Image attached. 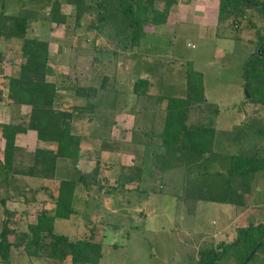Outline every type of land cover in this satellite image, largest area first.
Instances as JSON below:
<instances>
[{"label":"rangeland","instance_id":"374dc122","mask_svg":"<svg viewBox=\"0 0 264 264\" xmlns=\"http://www.w3.org/2000/svg\"><path fill=\"white\" fill-rule=\"evenodd\" d=\"M164 1L152 0V7L161 9ZM142 2L140 5L145 6ZM212 2L216 4V0ZM196 4L199 1L174 0L167 22L145 24L143 38L134 44L129 38L132 29L126 25L103 22L101 28H96L97 7L76 19L74 5L62 0L60 10L68 17L66 24H57L48 16V0H4L5 14L28 9L36 16L28 21L25 36L48 42L46 78L58 90L54 105L71 113V131L80 136L74 166L89 175L86 184L78 182L75 212L67 220L56 218L54 232L66 235L70 241L91 238L100 242L96 264H194L201 249L231 242L237 227L250 221L262 222L252 214L257 212V217L264 219V171L252 176L250 192L244 196L245 211L243 205L194 201L200 186L184 185L181 167L163 170L160 158L153 156L162 152L157 136L163 127L166 105L165 100L157 98L185 94L189 60L203 73L206 104H193L188 122L205 123L207 117H214V148L223 155L247 151L259 140L264 145V137L260 139L253 131L264 129V106L245 97L241 66L264 32V12L244 7L245 16L220 22L215 4L213 15L206 19L192 15L199 7ZM136 12L134 5L129 17L135 18ZM116 13L120 19L122 12ZM20 46V39L0 37L2 123L24 124L29 118L30 107L12 104L7 96L9 77L17 75L23 62ZM137 78L150 81L147 92L139 96L132 91ZM74 85L95 88L94 96L89 98L95 104L93 111L78 110L88 101L74 93ZM108 141L114 143V148L103 150L102 143ZM3 142L0 133L1 147ZM15 142L11 170H5L0 155V230L7 219L15 231L9 234L13 243L20 240L43 208L52 211L54 202L49 192L56 194L59 180L77 177L73 164L63 159H59L55 175L49 180L24 175L37 148L55 150V145L37 139L32 130L19 133ZM141 161V181L122 185L119 177L124 171L120 165ZM95 170L97 173L90 177ZM4 209L11 214L8 216ZM244 216L249 217L248 221L241 220ZM45 240L49 242L50 238ZM113 240L118 248L109 253L107 246L113 245ZM24 245L23 241L11 248L9 264L71 263L70 255L62 261L42 256V250L39 256L29 255ZM247 264H264V245Z\"/></svg>","mask_w":264,"mask_h":264},{"label":"trees","instance_id":"16d2710c","mask_svg":"<svg viewBox=\"0 0 264 264\" xmlns=\"http://www.w3.org/2000/svg\"><path fill=\"white\" fill-rule=\"evenodd\" d=\"M48 1L50 21L66 24L68 16L60 10L62 0ZM65 1L74 5L76 19H79L84 12H90L97 7L98 23L94 25L96 28H101L103 22H117L118 25L130 27L132 33L129 38L134 44L139 43L143 38L145 24L158 26L167 22L169 9L174 2V0H165L164 6L156 9L152 7V0H143L146 2L145 6L140 5L142 0ZM134 5L137 15L135 18H130L129 13ZM4 7V0H1L0 37L20 39L23 57L17 75L9 77L8 101L12 104L29 106L30 112L28 121L24 124L0 122L1 136L4 140L3 148H0L2 165L5 170H11L12 155L17 147L16 136L32 130L36 133L37 139L54 144L55 150L37 148L33 153L32 165L23 174L49 180L55 175L59 159L69 160L74 166L78 158L80 136L71 131L69 121L71 113L54 105L57 102L58 90L56 84L46 78L50 54L48 42L25 36L28 21L36 19L34 12L23 9L15 15H7ZM244 7H254L264 12V0H219L217 19L224 22L230 17L234 19L243 17ZM99 8H102L103 12L100 13ZM116 11L122 12L120 19ZM76 24L80 25V22L77 21ZM259 48H262L261 54L258 52ZM241 66L242 86L244 92L247 91L248 94L245 97L250 102L264 106V32L259 36L255 51L246 57ZM185 82L184 95L157 98L158 101L165 100L166 105L163 127L157 136L162 152L153 156L160 158V168L163 170L181 167L185 174L184 185L189 186L190 183L200 186V192L195 195L194 201L244 205V198L250 192L252 176L264 171V156L261 152L264 145L259 140L250 144L249 150H238L229 155L215 151L214 117H207L205 123L188 122L193 104H206L203 73L195 69L190 60L186 63ZM149 84L148 78H137L133 83L132 91L137 96L142 95L147 92ZM72 89L77 96L88 101L85 106H79L78 110L93 111L95 104L90 102L89 98L94 96L95 88L74 85ZM253 131L260 139L264 137V129L256 128ZM241 140L242 138L237 141V145L240 146ZM112 144L114 143L109 141L103 142L102 149H112L114 148ZM120 168L124 171L119 177L122 185L141 181L142 161L140 164L120 165ZM76 171L77 177L59 180L56 194L49 192L54 202L52 211L43 208L37 215L36 221L27 225V231L20 235L21 238L17 243L9 239V234L15 231L8 226V220L3 222L0 230V262L9 264L11 248L19 246L23 241L25 243L23 249L29 255L39 256V251L42 250L44 251L42 256L60 261L70 255V264L98 262L100 242H94L91 238L70 241L66 235L56 234L53 229L56 218L68 219L75 212L73 202L78 182L86 184L85 180L89 176L79 172L78 169ZM96 173L97 170L93 171L90 177ZM192 174L194 177H191ZM2 202L4 204L3 200ZM4 211L8 216L11 214L6 209ZM47 236L50 238L49 242L45 240ZM263 245L264 221L249 222L237 227L236 237L231 242L222 241L214 247L201 249L194 264H243L251 251L253 253L249 260Z\"/></svg>","mask_w":264,"mask_h":264},{"label":"crops","instance_id":"0c3cea01","mask_svg":"<svg viewBox=\"0 0 264 264\" xmlns=\"http://www.w3.org/2000/svg\"><path fill=\"white\" fill-rule=\"evenodd\" d=\"M199 1V5L198 4H196V6H199V7H197V9H194L195 11L193 12L194 14H192L193 16H196V17H199V18H203V19H206V18H208V16H212L213 15V13H214V11H213V9L212 8H214L215 9V7L213 6L214 4H213V2H212V0H196V2H198ZM218 2H219V0H216V4H215V6L217 7V10H216V17H217V14H218ZM191 3V2H190ZM211 3V4H210ZM171 8V7H170ZM172 9V8H171ZM169 11H170V9H169ZM205 17V18H204ZM1 133V132H0ZM3 144H4V142H3ZM0 148H3V145H2V147L0 146ZM215 151H216V149H215ZM218 152V151H217ZM152 155V154H151ZM127 164V163H126ZM126 164H124V165H126ZM128 165V164H127ZM209 202H212L213 203V201H209ZM214 203H219V204H222V205H230V206H232V204H230V203H220V202H214ZM247 204V201L245 202V204L243 205V207H242V205H241V207L243 208V209H245V211H246V205ZM234 206H236V205H234ZM259 206V205H258ZM240 212V214L239 215H241V213H242V210H240L239 211ZM243 214V213H242ZM257 212H256V214L254 215V214H252L251 216H252V218H255V220L256 221H264V219L263 218H258L257 217ZM264 216V215H263ZM248 219H249V217H246V216H244V218L243 219H241V220H245V221H248ZM65 220H67V219H65ZM251 220V219H250ZM250 222H252V221H250ZM127 238H129V236L127 235V237L125 238V239H127ZM104 239V238H103ZM71 240V239H70ZM112 244L113 245H108L107 246V249L109 250V253H111V252H113V250H114V248L116 247V248H118V244H116L115 243V241L113 240L112 241ZM102 248H103V250H104V248H105V244H103L102 245ZM108 250H107V252H108ZM0 264H4V263H2V262H0Z\"/></svg>","mask_w":264,"mask_h":264},{"label":"water","instance_id":"95a60500","mask_svg":"<svg viewBox=\"0 0 264 264\" xmlns=\"http://www.w3.org/2000/svg\"><path fill=\"white\" fill-rule=\"evenodd\" d=\"M261 49H262V48H259V49H258L259 54H261ZM245 95L248 96L247 91H245ZM252 253H253V252L251 251V252L248 254V256L245 258V261H244L243 264H246V262L249 260V257L252 255Z\"/></svg>","mask_w":264,"mask_h":264}]
</instances>
